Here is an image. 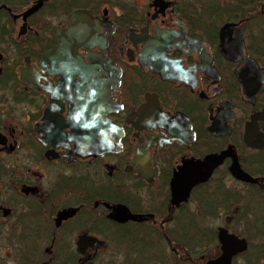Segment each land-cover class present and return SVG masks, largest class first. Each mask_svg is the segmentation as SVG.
<instances>
[{
    "label": "flooded vegetation",
    "instance_id": "1",
    "mask_svg": "<svg viewBox=\"0 0 264 264\" xmlns=\"http://www.w3.org/2000/svg\"><path fill=\"white\" fill-rule=\"evenodd\" d=\"M3 245L264 264V0H0Z\"/></svg>",
    "mask_w": 264,
    "mask_h": 264
},
{
    "label": "rangeland",
    "instance_id": "2",
    "mask_svg": "<svg viewBox=\"0 0 264 264\" xmlns=\"http://www.w3.org/2000/svg\"><path fill=\"white\" fill-rule=\"evenodd\" d=\"M6 249H9V247H8L7 245H3V246L0 248V254H1V255H4L3 252H4V250H6Z\"/></svg>",
    "mask_w": 264,
    "mask_h": 264
},
{
    "label": "water",
    "instance_id": "3",
    "mask_svg": "<svg viewBox=\"0 0 264 264\" xmlns=\"http://www.w3.org/2000/svg\"><path fill=\"white\" fill-rule=\"evenodd\" d=\"M210 173V170H207V173H206V175L208 176V174ZM204 178V177H203Z\"/></svg>",
    "mask_w": 264,
    "mask_h": 264
},
{
    "label": "trees",
    "instance_id": "4",
    "mask_svg": "<svg viewBox=\"0 0 264 264\" xmlns=\"http://www.w3.org/2000/svg\"><path fill=\"white\" fill-rule=\"evenodd\" d=\"M0 264H4L2 261H0Z\"/></svg>",
    "mask_w": 264,
    "mask_h": 264
}]
</instances>
